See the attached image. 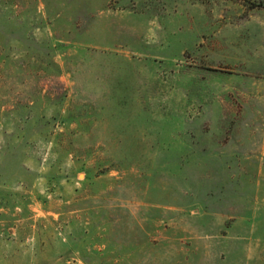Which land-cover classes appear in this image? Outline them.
<instances>
[{
	"label": "rangeland",
	"instance_id": "374dc122",
	"mask_svg": "<svg viewBox=\"0 0 264 264\" xmlns=\"http://www.w3.org/2000/svg\"><path fill=\"white\" fill-rule=\"evenodd\" d=\"M0 264H264V0H0Z\"/></svg>",
	"mask_w": 264,
	"mask_h": 264
}]
</instances>
